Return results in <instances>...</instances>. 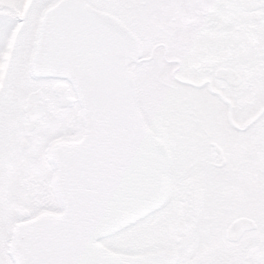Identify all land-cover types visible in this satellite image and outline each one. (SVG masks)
<instances>
[{
  "label": "snow or ice",
  "instance_id": "obj_1",
  "mask_svg": "<svg viewBox=\"0 0 264 264\" xmlns=\"http://www.w3.org/2000/svg\"><path fill=\"white\" fill-rule=\"evenodd\" d=\"M0 264H264V0H0Z\"/></svg>",
  "mask_w": 264,
  "mask_h": 264
}]
</instances>
